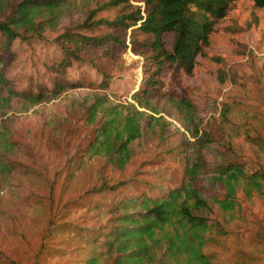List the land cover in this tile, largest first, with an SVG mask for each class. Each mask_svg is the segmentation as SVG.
Listing matches in <instances>:
<instances>
[{
	"label": "rangeland",
	"instance_id": "1",
	"mask_svg": "<svg viewBox=\"0 0 264 264\" xmlns=\"http://www.w3.org/2000/svg\"><path fill=\"white\" fill-rule=\"evenodd\" d=\"M20 1H13L0 14V21L12 15ZM107 2L92 0L90 8L96 10ZM129 4L133 9L142 7L140 0ZM133 9H98L94 19L111 22ZM78 20L10 45L12 59L6 75L16 91L48 83L46 68L60 57L56 38L65 30H75L83 21ZM215 29L192 74L181 73L178 78L196 114L193 123L172 103L154 101L151 111L144 113L157 130L122 170L97 157L78 165L80 150L93 128L85 124L83 109L74 101L103 93L114 103H132L143 78V59L129 49L128 39L126 48L107 46L81 52V63L68 70L67 78L90 83L95 91H68L36 106L14 101L17 104L6 116L0 114L1 130L6 127L14 143L13 155L8 157L14 169L0 175V264H75L82 259L85 246L75 247L76 232L85 240L91 230L103 226L114 194L73 202L86 191L125 181L130 183L116 196L143 190L157 195L180 183L184 160L192 158L198 145L206 146L203 154L210 157L226 154L264 166V158L258 160L247 141L264 142V9L241 0ZM164 41L169 46L172 36L165 35ZM161 80L166 90L170 74L163 72ZM105 85L106 90L99 89ZM195 127L200 132L197 138L203 133L198 141ZM195 186L208 191L201 180ZM239 198L240 211L227 228V238L219 246H209L208 252L215 264H264V196L250 201Z\"/></svg>",
	"mask_w": 264,
	"mask_h": 264
},
{
	"label": "trees",
	"instance_id": "2",
	"mask_svg": "<svg viewBox=\"0 0 264 264\" xmlns=\"http://www.w3.org/2000/svg\"><path fill=\"white\" fill-rule=\"evenodd\" d=\"M13 1L0 0V14ZM131 1L108 0L94 10L90 8L92 0H21L12 15L0 21V114L6 116L17 104L14 101L36 106L68 91L84 88L95 91L90 83L67 78L68 70L74 63H81V52L107 46L126 48L128 39L129 49L143 59V78L132 103H114L103 93L91 92L74 101L83 109L85 124L93 128L80 150L78 165L97 157L116 170L124 169L157 130L144 113L152 109L154 101L172 103L184 110L186 119L193 123L196 114L178 83L179 75L192 74L216 26L227 17L230 7L241 0H140L142 7L134 9ZM245 1L264 9V0ZM124 7L133 10L111 22L94 19L98 9ZM74 19L83 21L75 30H65L56 38L60 57L46 68L50 74L48 83L16 91L6 75L12 59L10 45L38 38L48 30H59ZM165 35L172 36L169 46L164 41ZM138 37L143 39L138 41ZM165 71L170 74L166 90L161 80ZM3 128L0 127L1 176L14 169L8 160L13 155L14 143L9 130L5 127L2 131ZM195 128L197 138L200 132ZM202 137L203 133L196 141ZM247 141L256 158L263 159L264 142L258 138ZM203 147L206 148L198 145L192 158L184 160L180 183L157 195L143 190L116 196L119 189L130 183L125 181L86 191L73 202L72 205L94 195L101 198L114 194L105 210L103 226L91 230L85 240L76 232L75 247L80 243L85 246L82 259L75 264H215L208 248L221 245L227 238V228L237 220L240 211V196L248 201L264 196V166L238 156L210 157L203 154ZM199 180L211 193L195 186Z\"/></svg>",
	"mask_w": 264,
	"mask_h": 264
}]
</instances>
